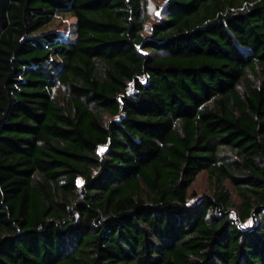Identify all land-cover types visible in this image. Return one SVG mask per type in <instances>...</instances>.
<instances>
[{
	"label": "trees",
	"instance_id": "trees-1",
	"mask_svg": "<svg viewBox=\"0 0 264 264\" xmlns=\"http://www.w3.org/2000/svg\"><path fill=\"white\" fill-rule=\"evenodd\" d=\"M162 1L0 0V264H264V0Z\"/></svg>",
	"mask_w": 264,
	"mask_h": 264
},
{
	"label": "rangeland",
	"instance_id": "rangeland-1",
	"mask_svg": "<svg viewBox=\"0 0 264 264\" xmlns=\"http://www.w3.org/2000/svg\"><path fill=\"white\" fill-rule=\"evenodd\" d=\"M166 2V1H165ZM164 1L162 0H147L146 4V11L148 15V22H147V27L149 28L151 24L157 20L160 19L161 17V11L164 6ZM58 20V27L59 29H62L60 31L61 33L65 35H72L73 34V24L75 22V19L73 17H67V18H57ZM262 78V73L259 75H254L251 73L249 77L247 78V81H252V82H258V78ZM260 81V80H259ZM82 180L80 179V182ZM214 190V185L212 183V180L209 177L208 172H202L197 179L193 182L190 192L192 191H197L198 197H201L204 193H211ZM191 197L190 202L193 203L195 200L198 199V197ZM232 197L234 199L235 203H239L238 196L233 190ZM245 225H251L250 222L245 223Z\"/></svg>",
	"mask_w": 264,
	"mask_h": 264
}]
</instances>
